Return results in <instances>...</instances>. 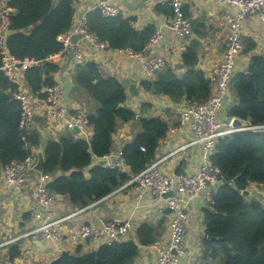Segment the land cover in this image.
Segmentation results:
<instances>
[{
    "label": "trees",
    "instance_id": "1",
    "mask_svg": "<svg viewBox=\"0 0 264 264\" xmlns=\"http://www.w3.org/2000/svg\"><path fill=\"white\" fill-rule=\"evenodd\" d=\"M13 8L11 33L6 40L8 52L16 58L45 59L40 66L25 72L27 85L34 94L45 97L44 89L57 82L60 65L46 58L62 48L58 36L72 29L76 21L73 0H9ZM156 11L171 15L169 4L158 3ZM186 15H189L187 6ZM135 17L105 16L100 9L88 13V26L112 49L141 52L156 27L134 26ZM248 41L247 50L255 42ZM200 42L193 38L182 55L185 72L166 65L155 78H146L141 86L154 94L166 95L175 102L204 101L210 94V78L197 68ZM0 45V172L13 160H24L44 146L45 164L42 173L49 174V187L58 196L67 197L74 206L85 207L123 185L143 171L156 158L162 139L170 126L162 116L138 115L126 105L127 87L116 76H104L96 61H80L74 83L86 89L97 102L89 115L92 134L89 140L74 133L47 138L39 130L25 132L20 128L21 103L14 96L18 85L1 69ZM247 72L252 73L251 79ZM232 84L237 101L228 111L251 124L264 123V51L252 56L247 71L238 72ZM122 106H119L120 104ZM144 103L142 109L150 107ZM137 121L140 129L134 139L123 147L129 172L95 164V158L111 153L113 134L120 122ZM25 137V138H24ZM141 147L145 149L142 150ZM212 160L222 172L223 182L213 191L204 208L205 232L200 264H264V195L246 196L243 190L253 185L264 188V132L247 129L221 137ZM27 217L29 213H26ZM158 232L151 222L142 223L136 239L103 242L95 250L63 251L51 264H134L141 246L156 242ZM21 253L19 242L10 247L11 257Z\"/></svg>",
    "mask_w": 264,
    "mask_h": 264
},
{
    "label": "built area",
    "instance_id": "2",
    "mask_svg": "<svg viewBox=\"0 0 264 264\" xmlns=\"http://www.w3.org/2000/svg\"><path fill=\"white\" fill-rule=\"evenodd\" d=\"M216 1L238 8L235 12L225 14L228 35L225 40L223 58L215 64L211 72L209 96L204 101H184L179 109V124L172 127V131L185 126L191 127L195 137L184 144L183 148L200 144L203 152L201 164L192 172L168 174L161 168L162 162L168 157V155H164L152 161L143 171L133 175L116 190L134 185L140 190L141 195L150 191L155 198L167 201L170 213V234L166 241L156 240L153 243L158 253L157 264H183L182 260L187 251L186 228L192 212V202L202 192L215 190L223 182L221 169L212 160L218 140L226 135L247 129L264 132V123L251 124L243 120L245 124L236 127L232 124L234 117H229L226 122H222L220 119L221 109L235 76L237 60L248 47V41L243 32L244 22L249 17L260 18L264 21V0ZM168 3L172 9L169 28L183 38L191 37L194 27L192 20L185 13L184 1L169 0ZM94 9H100L105 16L121 14V6L117 0H97L76 19L71 30L58 36L62 48L46 58L47 60L54 61L55 58L67 57L72 53L78 61H86L85 51L78 41L79 39L95 49H112L108 42L100 40L89 29L88 13ZM12 13L13 8L10 6L9 0H0V45L4 54L1 69L9 80L18 85L14 96L21 103L20 128L25 132L39 128L45 130L50 128V121L53 120L62 128L74 133L76 132L75 128H79L80 131L77 132L78 135L75 133L76 136L89 140L92 134L89 115L66 102L62 82L57 81L46 87L44 89L45 97L34 94L27 85L25 72L29 68L42 65L45 59L30 57L19 59L8 52L6 40L11 33ZM76 34L79 35V38L75 41ZM161 38L162 31L157 30L141 52H134L131 49L119 50H125L130 56L141 59L147 77L152 79L166 65V58L152 53L153 47ZM100 71L102 73L101 69ZM141 149L145 148L141 147ZM110 154L102 158L106 159V163L103 165L129 172L130 169L123 156V148L112 155ZM37 159V154L34 153L24 160L11 161L2 170L6 183L11 187L23 186L38 174L33 187L34 205L30 208L32 224L22 235L10 239L7 243L26 237L40 241L54 240L69 247H78L89 242L112 243L129 237L133 227V222L130 220L102 219L98 225L78 224L77 222L66 224V221L72 219L79 211L55 217L52 208L56 204L58 195L49 187L50 175L36 170ZM170 192V195L164 196ZM209 202L213 203L214 199L211 197ZM94 203L96 201L82 207L81 210Z\"/></svg>",
    "mask_w": 264,
    "mask_h": 264
},
{
    "label": "crops",
    "instance_id": "3",
    "mask_svg": "<svg viewBox=\"0 0 264 264\" xmlns=\"http://www.w3.org/2000/svg\"><path fill=\"white\" fill-rule=\"evenodd\" d=\"M169 0H117L121 6V14L135 17L134 26L143 28L148 24H154L157 30L162 31V38L153 47L152 53L166 58V65H171L176 69L178 75L185 72L182 65V55L186 46L193 38L200 42L198 48L199 61L197 68L202 70L206 77L210 78L211 72L217 62L223 58L225 50V40L228 35V25L225 21L227 12H235L238 8L216 0H183L187 15L193 22L194 32L189 38H183L172 31L168 24L171 15L158 12L155 9L158 3H168ZM76 8V19L94 5L97 0H73ZM185 10V9H184ZM244 36L248 40L255 42L253 49L246 50L237 60L236 72L247 71L249 62L253 55L264 51V21L260 18L249 17L244 22ZM79 38V37H78ZM78 40V39H77ZM85 51V60L96 61L102 73L106 76H116L120 80L130 78L139 84L140 96L132 97L128 93L126 105L135 109L138 115L162 116L168 121L170 129L156 152V159L168 155L162 162L161 168L168 174L179 172L195 171L203 159L202 147L200 144L183 148V145L195 137L194 131L190 126H185L172 131V127L179 124V109L185 100L175 102L166 95L154 94L146 91L141 86V81L148 78L143 67V61L139 58L130 56L125 50L107 49L99 50L90 46L87 42L79 39ZM60 69L55 74V79L65 85L72 82L70 90L72 104L85 114L88 110L78 102L79 93L75 91L74 73L77 64L80 62L75 59L74 54L70 53L67 57L55 58ZM165 65V66H166ZM233 84L231 85V87ZM230 87V88H231ZM128 92V91H127ZM231 94H229V98ZM236 95H232L234 102ZM228 95L226 96V100ZM232 102V103H233ZM144 103H150V107L142 109ZM82 108V109H81ZM226 111L221 109L220 117H227ZM52 122V124H51ZM140 126L137 121L120 122L113 134V146L110 155L123 148L131 142L139 131ZM44 138H56L63 133H74L68 131L54 122L50 121V128L38 129ZM91 131L92 128H91ZM77 135L78 133L75 132ZM74 133V135H76ZM39 149V148H38ZM37 149V150H38ZM36 150V152H37ZM102 158H95V164ZM38 174L23 186L11 187L6 183L5 177L0 172V256L1 264H51L61 252H75L78 247L82 252L95 250L103 242H89L78 247L68 246L54 240H44L36 243L30 238L21 237L15 242L7 243L10 239L18 238L31 226L30 208L34 205L33 187ZM256 189L259 195H264V188L257 185L250 187ZM117 190V189H116ZM114 191L108 196L96 201L92 206L85 208L74 206L65 196H58L52 211L55 217H61L75 211H79L72 219L67 220L66 224L77 222L78 224L87 223L98 225L102 219L130 220L133 222L132 230L128 238L136 239V230L144 222L154 224L159 241H166L170 234L169 220L170 213L167 208V201L158 199L150 191L143 195L134 185L126 186L118 191ZM214 190L204 191L192 202V212L186 228V255L183 264H200L201 250L205 232L204 208L209 203ZM91 205V204H90ZM29 216L27 217V214ZM127 238V239H128ZM20 246V255L12 258L10 247L14 243ZM158 253L152 245L141 246L140 253L134 264H157Z\"/></svg>",
    "mask_w": 264,
    "mask_h": 264
},
{
    "label": "water",
    "instance_id": "4",
    "mask_svg": "<svg viewBox=\"0 0 264 264\" xmlns=\"http://www.w3.org/2000/svg\"><path fill=\"white\" fill-rule=\"evenodd\" d=\"M78 37H79L78 34H76L74 36L75 41L78 39ZM247 74L251 79L253 78L252 73L247 72ZM122 82L127 87V91L132 97H139L140 96L139 84L136 81H134L130 78H126V79H123ZM72 87H73V83L69 82V81L66 82L64 85L63 95H64V98L68 101H71V97H70L69 93H70V90ZM237 100H238V98H235V101H237ZM122 105L123 104L121 103L119 106H122ZM232 124H233V126L237 127V126H242L245 123L241 118L234 117L232 120ZM75 130H76V132L80 131L79 128H75ZM45 142H46V138H42V144H45ZM36 154H37V158H38L37 163H36V170L38 172H42L43 168H44V164H45L44 146H41L37 150ZM105 163H106V159H101L99 161V164H101V165H103ZM242 193H243V195H246V196H252V195L258 196L259 195V192L256 189L255 190L254 189H245V190H243ZM170 194H171V192L166 193L164 196L166 197ZM35 241H36V243H39V244L41 243L40 240H35Z\"/></svg>",
    "mask_w": 264,
    "mask_h": 264
},
{
    "label": "rangeland",
    "instance_id": "5",
    "mask_svg": "<svg viewBox=\"0 0 264 264\" xmlns=\"http://www.w3.org/2000/svg\"><path fill=\"white\" fill-rule=\"evenodd\" d=\"M74 90L79 93L80 98H78V102L80 103V107H81V105H84L86 108H88L89 111L90 110L94 111V110L97 109V102L93 99L92 95L86 89L76 85V88ZM229 94H231V97H232L233 94L236 95V90H235L234 86H232L229 89V92L227 94L228 95V99L225 100L224 106L222 108V109H224V111H226L225 112L226 115L228 114V111L230 110V107L235 102V101L234 102L232 101L231 97L229 98ZM220 119H221L222 122L228 121L227 117H220ZM258 188H259V186H258ZM249 189H251V188H249Z\"/></svg>",
    "mask_w": 264,
    "mask_h": 264
}]
</instances>
